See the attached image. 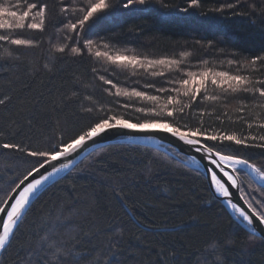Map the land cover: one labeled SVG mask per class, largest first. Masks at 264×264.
<instances>
[{
	"label": "trees",
	"instance_id": "obj_1",
	"mask_svg": "<svg viewBox=\"0 0 264 264\" xmlns=\"http://www.w3.org/2000/svg\"><path fill=\"white\" fill-rule=\"evenodd\" d=\"M27 2L47 5L45 28L43 32L25 29L16 35L39 45L29 48L0 42V98L10 97L0 105V207L29 171L38 167V158L28 151L54 149L114 112L133 122L156 118L135 111L152 106L151 102L116 96V88L166 98L175 93L157 89L180 87L169 81L187 78L188 70L210 67L236 74L238 65L230 66L229 60L243 64L264 56V0H200L201 7L188 12L180 9L187 8L190 0H149L131 11L121 6L126 0H108L114 5L108 10L111 14L96 20L90 29L86 25L79 36L64 29V24L77 21L81 14L73 9L85 0ZM227 4L235 7L210 11ZM62 7L68 11L61 12ZM89 39L96 42L93 52L100 45L101 51L179 59L180 70L137 69L133 74L131 68L70 52ZM61 44L68 45L63 54L53 50V45ZM153 70L164 75L153 77ZM240 74L258 79L264 77V69L242 68ZM101 75L116 88L100 80ZM207 88L209 95L221 99L203 100L202 90L191 108L182 114L177 111L175 120L180 125L201 127L210 134L213 130L241 136L264 134V129L255 126L264 121V107L254 106V102L264 104V98L225 95L210 82ZM179 99L190 102L183 96ZM242 100L243 113L237 111ZM124 103L130 106L125 109ZM241 116L253 122L252 129L238 119ZM4 143L18 144L24 150L4 149ZM207 143L255 165L264 163V148L227 141ZM247 143L264 141L249 138ZM168 150L116 144L90 154L34 201L1 253L0 264H264V240L253 238L235 221L213 196L201 170L185 165L186 157ZM238 176L245 200L260 207L264 187L243 171ZM58 250L59 262L52 255Z\"/></svg>",
	"mask_w": 264,
	"mask_h": 264
},
{
	"label": "snow or ice",
	"instance_id": "obj_2",
	"mask_svg": "<svg viewBox=\"0 0 264 264\" xmlns=\"http://www.w3.org/2000/svg\"><path fill=\"white\" fill-rule=\"evenodd\" d=\"M22 0H0V42H6L9 45L15 46H24V47H37L39 41H34L26 38H19L16 35L19 32L27 30H38L40 32L44 31L46 14H47V5L32 2L29 3L27 0H23L24 7L21 9ZM149 0H126L122 3V8L125 10H134V6H142L148 4ZM163 7H168L166 4H162ZM201 7L200 0H190L189 6L187 8H182L180 11L188 12L189 8L199 9ZM224 7L233 8L234 4L222 5L219 8L210 9V11L222 12ZM114 8V5L110 4L108 0H85V3L82 6H79L73 11H78L81 15L76 22L68 21L64 24V29H67L69 32L77 33L84 31L85 26L87 25L90 29L95 23L96 20L105 18L111 13L109 9ZM66 7L61 8V12H67ZM102 14V15H97ZM96 17V19H93ZM92 23H89V22ZM65 39H70L66 36ZM76 43H79L77 39ZM96 43L93 40H86L83 44V47L73 46L70 48V52L74 55H84L85 53L93 56L96 60L107 62L108 64L120 67L122 69H133V74L137 69H155V68H167L169 71L180 70L181 60L173 59L169 57L152 59L148 57H140L137 55H127L121 51L115 50H100V45H97V50L93 52L92 46ZM211 44V42H209ZM105 49L108 48L107 44H104ZM68 49L67 44L53 45V50L57 53H65ZM7 51V50H6ZM9 56L12 55L11 52L8 53ZM187 53H181V56H187ZM2 58V57H0ZM264 56H255L250 61H246L243 64H239L237 60H229L228 64L238 65L236 74H233L229 71H220L214 70L213 68H205L199 72H194L191 70L186 71L185 75L187 78L180 80L169 81V83L179 84L180 87H174L172 89L160 88L157 89L158 92H170L175 93V95H168L166 98H162L159 95H150L148 92L139 91V90H126L121 88H116V85L113 84L112 80H106L103 75L99 77L100 80H103L106 84L112 85L116 88V96L128 97L129 100L135 98L141 101H149L152 106L150 107H139L135 108V111L138 113L145 114V116H152L156 118H145V119H136V122H133L131 118H125L123 114L113 113L111 115H106L104 118H101L91 124L87 129L82 130L77 136L70 139L67 142L61 141L56 145L54 149L51 150H32L28 151V155L38 158V167L34 168L36 173H40L39 179H34L32 182L28 183L22 191L19 192L18 198H15L14 203H7V200L13 199L12 197H7L5 202V207H0V213L6 215V219L2 221V233H0V251H6V247L9 245L11 238L14 236L16 230L24 219L27 216L29 211V206L32 203L34 198H38L41 193V189L47 181L53 176H55L60 171L70 167L69 163H64L61 167H56L53 163L57 160H67L73 154L77 153L78 150L85 147L88 142H95V138L101 136L102 134L107 133L110 130L117 129H129V130H161L166 133L171 134L173 137H177L180 141H183L185 144L193 147L197 152L203 151L205 153V158L210 159L212 165H214L223 176L227 178V181L222 180L217 175L216 171H211V183L215 186V191L221 197L225 198V203H227L234 213H237L241 218V223L246 222L250 226L253 233V238L259 235L258 230L255 226L256 221L258 220L259 224L264 225V202H262L260 207H257L253 204L251 200H245L248 207L251 209V214L241 207L238 203L233 202L230 197L232 193L230 188L232 186L238 185V180L236 175L238 172L243 171L245 175H251L247 172L248 169H251V173H254L255 176L260 180L264 181V170L257 167L254 163H251L249 159L243 158L240 155L236 154H226L220 150H217L215 145L209 146L207 141L219 142L223 144L224 142H234L235 145H243L245 147H260L264 148V143L252 144L249 145L247 141L249 138L253 141L257 139L259 141H264V134L257 135H238L236 132L229 133L228 131H217L213 130L211 134L207 129L201 127L189 128L186 125H180L179 121L175 120L177 111L179 113H184L185 108H191V102H194L199 96L200 92L203 90L205 95L203 100L218 101L221 99L219 95H209L207 85L210 82L215 88L220 89L225 95L232 94L236 95L239 93L249 94L252 96L258 95L260 98H264V77L253 79L251 75L240 74L241 69L251 68L252 71H261L264 69ZM207 64V61H203ZM260 65L257 67V65ZM47 66V65H45ZM107 70V69H105ZM93 71H96L94 68ZM150 75L153 77L163 76V71H151ZM256 85H259L257 87ZM147 87H153V85H147ZM180 96L189 98V103L184 104ZM10 97L4 96L0 98V105H3L8 101ZM163 99V103H161ZM241 107L237 111L243 113L245 111V102L240 101ZM176 105H180L177 109ZM130 105L124 103L123 107L127 109ZM254 106L264 107V104ZM92 108H87L86 111L91 112ZM163 117L172 118V120L163 119ZM219 119V117H217ZM231 119V118H229ZM240 120H244L248 129L253 128V122H249L243 116L238 117ZM255 122V120H254ZM201 124L203 121L201 120ZM255 126L258 129H264V121L255 122ZM4 149H14L21 150L18 144L4 143L2 145ZM218 157L219 159H213L212 157ZM46 165L52 167V171H48L47 174L40 172L41 169H44ZM224 165H227L231 171H226ZM33 172L30 170L29 173L24 177V180H27L29 176H32ZM24 180L20 183L23 184ZM230 182V183H228ZM19 187V185H17ZM239 191L243 190L242 186H239ZM10 209V210H6ZM264 239V236L260 237ZM54 246V245H53ZM53 252L52 255L57 257L59 262L58 252ZM62 254V253H61Z\"/></svg>",
	"mask_w": 264,
	"mask_h": 264
},
{
	"label": "water",
	"instance_id": "obj_3",
	"mask_svg": "<svg viewBox=\"0 0 264 264\" xmlns=\"http://www.w3.org/2000/svg\"><path fill=\"white\" fill-rule=\"evenodd\" d=\"M116 144L143 145V146H153L157 148L166 147L169 149H173L174 151H176L177 154L186 157L187 159L192 161L195 165H197L195 168L201 169V171L204 173V175L207 178L209 188L213 196L224 205V207L231 213L235 221L239 223L240 226H242L247 231L252 233L250 226H248L246 222L241 223V218L238 216L237 213L233 212V210L230 208V206L227 203H225V198L221 197L218 193H216L215 186L214 184L211 183V171H216L217 175L220 178H222V180L227 181V178L223 176V173H221L219 169H217L214 165L211 164L210 159L205 158V153L203 151L197 152L193 147L185 144L183 141H180L177 137H173L171 134L161 130L140 131V130H129V129H117V130H110L107 133L102 134L101 136L95 138V142H88L85 145V147L78 150L77 153L73 154V156L69 157L67 160L61 159L54 161L53 163L55 164L56 167H61V165L64 163H69L70 167L60 171L55 176L51 177L49 181H47L43 186V188L41 189L40 195L46 189L52 186L54 183H56L64 176H66L68 173H70L90 154L101 148ZM212 158L217 160L219 159L218 157L215 156H213ZM224 167L226 171H231V169H229L227 165H224ZM52 170L53 169L50 165H46L44 169L40 170V172L43 174H47L48 171H52ZM32 172H33L32 176H29L27 180H24V178L22 179L24 180L23 184L20 183L22 180L19 182L18 184L19 187L16 186L9 196L12 197L13 199L7 200V203L9 204L14 203L15 198H18L19 192L22 191L23 188L26 187L28 183L32 182L34 179L40 178V173H36L34 170H32ZM247 172L251 174L249 175L250 178L257 185L264 187V181H260L255 176L254 173H251V169H248ZM236 179L238 180V185L232 186L230 188V192L232 193L230 199H232L233 202L238 203L241 207H243L246 211H248L251 214V209L248 207L247 203H245V198L243 197L241 191L238 190L239 186H241L238 174L236 175ZM36 199L37 198H34L32 200L31 205L34 203ZM31 205L29 206V208L31 207ZM5 206L6 204L4 203L2 207ZM6 210H10V209L6 208ZM4 219H6V215L0 213V233H2L3 231L2 221ZM255 226L259 233L258 237L264 236V225L259 224L257 220ZM1 252L2 251H0V254Z\"/></svg>",
	"mask_w": 264,
	"mask_h": 264
},
{
	"label": "rangeland",
	"instance_id": "obj_4",
	"mask_svg": "<svg viewBox=\"0 0 264 264\" xmlns=\"http://www.w3.org/2000/svg\"><path fill=\"white\" fill-rule=\"evenodd\" d=\"M160 149H163L165 151H168L170 152L168 149L169 148H166V147H160ZM184 164L191 167V168H195L197 165H195L192 161H190L189 159L185 160L184 161ZM257 167L261 168L262 170H264V163H261L260 165H256ZM195 169H198V170H201L199 168H195ZM238 174V173H237Z\"/></svg>",
	"mask_w": 264,
	"mask_h": 264
},
{
	"label": "bare ground",
	"instance_id": "obj_5",
	"mask_svg": "<svg viewBox=\"0 0 264 264\" xmlns=\"http://www.w3.org/2000/svg\"><path fill=\"white\" fill-rule=\"evenodd\" d=\"M2 252H3V251H2ZM2 252H1V253H2ZM0 255H1V254H0Z\"/></svg>",
	"mask_w": 264,
	"mask_h": 264
}]
</instances>
